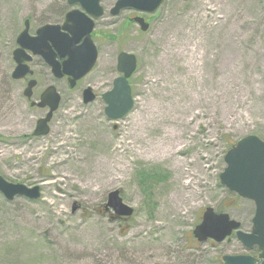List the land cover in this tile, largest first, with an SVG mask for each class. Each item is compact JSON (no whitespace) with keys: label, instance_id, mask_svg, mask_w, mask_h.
I'll use <instances>...</instances> for the list:
<instances>
[{"label":"rangeland","instance_id":"374dc122","mask_svg":"<svg viewBox=\"0 0 264 264\" xmlns=\"http://www.w3.org/2000/svg\"><path fill=\"white\" fill-rule=\"evenodd\" d=\"M66 7L0 0V177L41 193L37 201L0 194V264H221L247 254L234 237L198 243L192 232L206 208L219 207L251 231L254 204L219 175L228 143L264 141V0H164L153 14H106L94 30L96 66L73 89L38 58L31 77L13 80L23 22L34 34L61 23ZM120 52L137 59L134 106L111 121L101 95L118 76ZM31 79V102L49 86L61 99L44 137L31 136L47 113L23 96ZM87 87L96 100L84 105ZM116 190L133 210L127 220L104 208Z\"/></svg>","mask_w":264,"mask_h":264},{"label":"water","instance_id":"95a60500","mask_svg":"<svg viewBox=\"0 0 264 264\" xmlns=\"http://www.w3.org/2000/svg\"><path fill=\"white\" fill-rule=\"evenodd\" d=\"M101 0H67L69 6L79 5L80 10L67 13L62 26L45 25L31 37L28 33L29 22H24V30L18 35V48L13 52L16 64L12 72L13 80H23L32 75L28 63L32 56H39L50 68L54 79L67 78V85L73 89L78 81L87 76L96 65L98 53L92 41L93 21L87 15L97 19L102 16ZM164 0H118L111 15L116 16L121 10L132 9L141 13L152 14L162 5ZM141 32H146L148 23L143 18L133 19ZM30 52L31 56L27 53ZM59 60H62L60 62ZM137 61L134 55L120 53L117 57V72L120 74L113 81L112 89L101 96L106 107L104 114L107 119L116 121L124 118L133 108V98L128 79L136 70ZM35 80L27 83L23 92L30 100ZM91 88L82 92V103L88 105L95 100ZM60 104V96L54 86L47 87L40 95L39 102H32L31 107L48 109L44 118L36 123L33 137H44L49 133V123ZM225 168L219 175L220 184L239 197L253 202L255 207L250 233L239 230L240 224L230 220L227 214H217L211 208H206L202 220L192 235L200 243L208 239L216 243L223 242L236 232V238L245 249L256 247L258 259L250 255H226L221 264H264V142L256 136H246L238 140L224 156ZM0 194L12 201L16 197L36 201L40 198L39 187L28 188L20 184H10L0 177ZM105 209L112 210L115 218H130L133 210L125 205L116 190L108 194Z\"/></svg>","mask_w":264,"mask_h":264},{"label":"flooded vegetation","instance_id":"af4514ba","mask_svg":"<svg viewBox=\"0 0 264 264\" xmlns=\"http://www.w3.org/2000/svg\"><path fill=\"white\" fill-rule=\"evenodd\" d=\"M117 1L118 0H115V2L114 3H112L111 4V6H109L107 9L105 8V3L107 2V0H101V2H100V7L102 8V16L101 17H99V18H97V19H94L93 17H91V16H89V15H87L88 17H90V19L93 21V24H94V30H95V28H96V25H97V23H98V21H100L101 19H103L104 18V16L106 15V14H108L109 16V18L110 19H112V20H116V19H118L119 18V16L121 15V13L122 12H126V11H133V12H135L134 10H132V9H126V10H121L116 16H112L111 15V10L114 8V6H115V4L117 3ZM66 4H67V0H66ZM75 9H79V6L78 5H76V6H68V4H67V7H66V12L62 15V21H61V23H59V24H57V23H45V24H42L41 26H39V28H41V27H43V26H45V25H63V23L65 22V17H66V15H67V13H69L71 10H75ZM137 13V12H136ZM134 18H136V16L135 17H133L132 19L130 18V22H132L133 24H135L134 23V21H133V19ZM29 22V21H28ZM132 24V25H133ZM136 25V24H135ZM38 28V29H39ZM37 29V30H38ZM36 30V31H37ZM29 31H30V24H29ZM36 31L34 32V34H31L30 32H29V35L30 36H35L36 35ZM94 38V31L92 32V39ZM93 41H94V39H93ZM35 58H38L40 61L42 60L40 57H34V58H32V60L30 61V63H29V65L31 64V63H33V61H34V59ZM116 65H117V58H116ZM30 67V66H29ZM33 75V74H32ZM65 81H67L66 79H64ZM256 257L258 256V252L257 253H255L254 254ZM260 262H261V260H260Z\"/></svg>","mask_w":264,"mask_h":264},{"label":"trees","instance_id":"16d2710c","mask_svg":"<svg viewBox=\"0 0 264 264\" xmlns=\"http://www.w3.org/2000/svg\"><path fill=\"white\" fill-rule=\"evenodd\" d=\"M261 138V137H260ZM235 142L233 143H228L227 146H228V149L234 144ZM226 211V208H218L217 212L220 213V212H225ZM241 250L243 251V249L241 248ZM249 254L251 255H254L255 253H257V250L256 249H250L248 250Z\"/></svg>","mask_w":264,"mask_h":264}]
</instances>
